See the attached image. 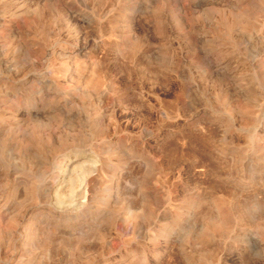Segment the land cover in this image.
<instances>
[{
  "label": "rangeland",
  "instance_id": "374dc122",
  "mask_svg": "<svg viewBox=\"0 0 264 264\" xmlns=\"http://www.w3.org/2000/svg\"><path fill=\"white\" fill-rule=\"evenodd\" d=\"M75 154L104 177L68 216ZM246 204L264 219V0H0V264H264Z\"/></svg>",
  "mask_w": 264,
  "mask_h": 264
},
{
  "label": "bare ground",
  "instance_id": "6f19581e",
  "mask_svg": "<svg viewBox=\"0 0 264 264\" xmlns=\"http://www.w3.org/2000/svg\"><path fill=\"white\" fill-rule=\"evenodd\" d=\"M239 20V19H238ZM241 21V20H240ZM95 86V85H94ZM248 105V104H247ZM249 106V105H248ZM247 106V107H248ZM246 107V108H247ZM252 107V106H251ZM244 107V109H246ZM250 108V107H249ZM248 108V109H249ZM253 108V107H252ZM243 109V112H248L249 115H247L248 118H250V112L251 111V108L247 111V109L244 111ZM244 113L242 116H244L245 114L247 113ZM253 112V111H252ZM251 112V113H252ZM242 113V112H241ZM253 115V114H252ZM246 117V115H245ZM246 117V118H247ZM247 118V119H248ZM250 120V119H249ZM245 127V126H244ZM52 165V164H51ZM54 165V164H53ZM101 167V166H100ZM99 164H97V161L92 158L91 156H84V155H78V154H75L67 159H64V160H61L57 166H55L54 168V173L56 174L54 180H53V184L52 186V193H53V199L54 200V203L55 205L57 206V209L58 211L60 210L62 213H65L67 214L68 216L70 214L72 215H78V213H80L82 210L85 209V206L87 205V201H88V198L90 199L89 197V186H91L90 184V179L93 178L95 179V177H104L102 176L103 173L101 174L99 170ZM98 181V180H96ZM102 182V181H101ZM96 183V182H95ZM51 184V183H50ZM90 184V185H89ZM241 185V184H240ZM94 187V186H92ZM51 189H49V192H50ZM93 190V188H92ZM47 190H45L46 192ZM91 194V193H90ZM256 198V197H255ZM254 198V199H255ZM259 200V199H258ZM201 201V200H200ZM247 201V200H246ZM246 201H243V202H246ZM91 202V201H89ZM242 202V203H243ZM258 202V201H257ZM256 202V203H257ZM247 203H250L249 201H247ZM253 203V202H251ZM244 204V203H243ZM242 204V205H243ZM220 205V204H219ZM241 205V206H242ZM245 205V204H244ZM248 205V204H246ZM55 206V207H56ZM261 206V205H260ZM260 206L258 204H254L251 206V204H249L247 207H245L244 211L242 213H240V217H238L237 219H239V221L243 220L244 219V214L249 217V218H252V215L251 213L253 211H256L257 209L260 211ZM89 207V205L87 206ZM218 207V206H217ZM262 207V206H261ZM201 208V205L199 204L198 205V210L200 211L199 212V215L201 214V217L203 216L206 221H207V215L205 213H203V211L200 210ZM203 208V207H202ZM90 208H88L87 210H89ZM224 209V208H223ZM241 209V207H240ZM172 210V209H171ZM179 210V209H178ZM232 211V209H230ZM229 210V211H230ZM243 210V208L241 209ZM240 210V212H241ZM205 211V210H204ZM228 211V212H229ZM90 212V211H89ZM178 212V211H177ZM237 214H238V207H237V211H235ZM234 212V213H235ZM257 212V211H256ZM255 212V213H256ZM150 213V212H149ZM233 213V212H232ZM93 214V213H92ZM127 214V213H126ZM208 214V213H207ZM260 214V213H259ZM257 214L255 217L257 216H261V214L259 215ZM64 216V214H61ZM86 215V214H85ZM198 215V212H197V216ZM230 214L228 213H225V211L223 212L221 209L217 208V215L215 216L214 219H211L209 218L207 224L204 225V229H203V232L201 234V236L199 237L198 239V242L199 244H202L203 243H207V240L211 239L215 234H224L225 232L227 233V230L228 228L230 227L229 224H230V221L229 219H231V217L229 216ZM232 215V214H231ZM79 216V215H78ZM137 216V215H136ZM135 214H134V217H136ZM264 216V215H263ZM263 216H261L263 218ZM76 217V216H75ZM74 217V218H75ZM90 217V216H89ZM133 217V213L132 212H128V215H127V218L124 217L123 219H125V222L126 221H131L133 222L135 219ZM254 217V218H255ZM63 218V217H62ZM69 218V217H67ZM77 218V217H76ZM137 218V217H136ZM235 218V217H234ZM243 218V219H242ZM78 219V218H77ZM181 219V215L180 213H177V215L174 217V221H180ZM236 219V218H235ZM246 219V218H245ZM244 219V221H245ZM256 219V222H257V226H258V229L259 231H261L264 235V219H261L260 217L258 218H255ZM253 219V221L255 220ZM10 220V219H9ZM64 220V219H63ZM67 219H65L66 221ZM89 220V219H88ZM98 220V219H97ZM251 220V219H249ZM56 221V220H55ZM64 221V222H65ZM248 221V220H247ZM50 222V221H49ZM48 222V223H49ZM61 222V221H60ZM255 222V221H254ZM9 223L12 225H14V220H10ZM38 223V222H37ZM44 223V222H43ZM58 223V222H57ZM9 224V225H10ZM133 224V223H132ZM238 224V223H237ZM255 224V223H254ZM45 225V224H44ZM47 225V224H46ZM102 225H105V224H102ZM48 228H47V237H50V238H55L57 236H59V231H58V226L57 227H53V224H48L47 225ZM46 227V226H45ZM111 227V226H110ZM44 228V227H43ZM230 229V228H229ZM257 229V230H258ZM229 231V230H228ZM258 231V232H259ZM45 233V234H46ZM62 233V232H60ZM159 234V233H158ZM157 234V235H158ZM45 236V237H46ZM110 236V235H109ZM108 236L107 233H103L100 235V241H101V244L103 246H106L108 245V239H110V237ZM161 238L164 239L165 241V244L167 245V247H169V245L171 244L172 240H171V236L168 235L167 233H165L164 231H161L160 232V235H159ZM155 238L157 236H154ZM128 238V237H127ZM131 239V238H130ZM154 239V238H153ZM54 240V239H53ZM127 240V239H126ZM125 240V242H126ZM155 240V239H154ZM152 241V240H151ZM87 243V242H86ZM205 246V245H204ZM109 249V248H108ZM180 251L179 253L180 256H183V259L184 261L187 263V264H193V261H192V257L190 256V253L186 252L185 249L183 248H179ZM109 252V251H108ZM178 253V252H177ZM142 257V256H141ZM155 258H158L160 257L159 254L155 253L154 256ZM154 258V260H155ZM182 258V257H181ZM159 259V258H158ZM132 260H133V257H132ZM148 260V259H147ZM139 261V259H138ZM221 262V261H220ZM136 263V262H135ZM138 263V262H137ZM205 263V262H204ZM242 263V262H241ZM129 264H132V263H129ZM138 264H148V262L145 260V257L144 258H141L140 259V263ZM207 264H217V262H213L211 260V262L207 263ZM220 264V263H219ZM225 264V263H223ZM244 264V263H242Z\"/></svg>",
  "mask_w": 264,
  "mask_h": 264
}]
</instances>
